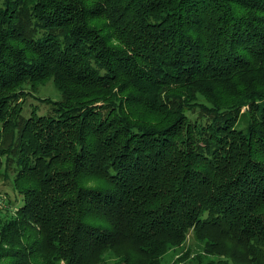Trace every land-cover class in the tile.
Returning a JSON list of instances; mask_svg holds the SVG:
<instances>
[{"label":"trees","instance_id":"obj_1","mask_svg":"<svg viewBox=\"0 0 264 264\" xmlns=\"http://www.w3.org/2000/svg\"><path fill=\"white\" fill-rule=\"evenodd\" d=\"M4 164L0 264H264V0H0Z\"/></svg>","mask_w":264,"mask_h":264},{"label":"rangeland","instance_id":"obj_2","mask_svg":"<svg viewBox=\"0 0 264 264\" xmlns=\"http://www.w3.org/2000/svg\"><path fill=\"white\" fill-rule=\"evenodd\" d=\"M52 99L53 101L60 100L61 93L55 88L52 83H48L45 86H41L37 92H33L32 95L26 98L24 101V114L29 116L34 109L40 115L51 114L53 111V106L49 102H45V99ZM246 110H244L245 112ZM189 116L193 117L194 112H188ZM5 168L1 172L3 176L0 178V195L3 196L2 202H0V214L1 216H6L8 211L11 213L19 210V207L22 206L24 196L15 189L14 178L16 177L17 170L15 167L8 168L6 164ZM5 172L9 174L8 177L4 176ZM6 219V218H5ZM195 236L191 232L187 236V240L179 247L172 249L168 254L163 258V264H191V261L197 256H202L201 264H208L210 261H214L216 264L219 261L218 257L207 256L205 252L198 248L197 242L195 241ZM121 251L132 254V248L128 245H122ZM137 253L135 252L131 257L130 261L133 264L139 260L137 259ZM104 264H127L122 262L120 259H112Z\"/></svg>","mask_w":264,"mask_h":264},{"label":"built area","instance_id":"obj_3","mask_svg":"<svg viewBox=\"0 0 264 264\" xmlns=\"http://www.w3.org/2000/svg\"><path fill=\"white\" fill-rule=\"evenodd\" d=\"M2 198H3V196L2 195H0V202H2L3 200H2Z\"/></svg>","mask_w":264,"mask_h":264}]
</instances>
